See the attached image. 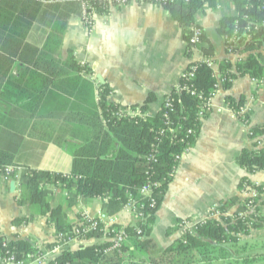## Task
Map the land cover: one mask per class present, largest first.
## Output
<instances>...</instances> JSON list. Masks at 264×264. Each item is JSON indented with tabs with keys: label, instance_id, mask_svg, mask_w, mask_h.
Returning a JSON list of instances; mask_svg holds the SVG:
<instances>
[{
	"label": "trees",
	"instance_id": "16d2710c",
	"mask_svg": "<svg viewBox=\"0 0 264 264\" xmlns=\"http://www.w3.org/2000/svg\"><path fill=\"white\" fill-rule=\"evenodd\" d=\"M232 4L237 14L223 18L218 33L224 38L225 52L237 54L238 61L233 66L229 62L222 63L219 66L220 77L217 78L211 65L207 64L212 63L213 51L204 48L202 53L207 61L189 65L195 67L193 77L180 79L178 87L165 97L156 115H144L148 105L155 100L149 95L139 107L140 115L129 116L123 113L126 107L108 101L111 95L108 85H99L96 97L92 82L84 78L92 74L91 70L75 59L72 50H67L64 60L59 61L58 51L66 28L63 19L50 25L41 49L24 45L32 25L30 15L39 13L42 16L44 11L56 10L59 4L42 8L41 4L32 0H0V28L8 37L20 41L27 58L33 59L34 70H26L25 73L33 83L25 84V89L31 88L38 96L22 97V109L32 112L38 106L42 113L38 118L42 119L54 115V119L65 126L72 139V142L65 140V131L49 138L70 152L72 163L67 174L22 168L17 178L12 156L0 151V176H3L6 168L13 170L9 179L18 186L17 204L26 206L30 211L29 216L14 222L26 224L35 217H42L46 219V225L53 228L55 237L78 229L82 233L79 237L82 240H95L91 245L62 249L49 258L48 264H147L136 260L135 255L149 252L155 247L151 239L155 215L182 155L194 146L200 134L217 86L220 83L221 88L227 91L233 81L244 77L257 84L264 81V0H232ZM203 7L204 3L200 0L165 7L182 28L187 52L198 46L190 43L191 28H198L194 17ZM107 8H97L95 13H106ZM244 16L247 20H243ZM51 70L53 75L59 76L52 83L46 79L51 75ZM49 85H52V91H49L51 97L47 102L52 101L51 111L39 106ZM244 102L242 97L238 100L226 97L228 107L242 123L248 122L249 118L246 113L239 114ZM24 115L22 118L26 120L28 117ZM22 124V130L17 132L23 135L29 122L23 121ZM248 137L251 147L240 152L235 164L246 174L263 172L264 124L248 129ZM177 156L180 157L178 160ZM145 185L150 186L148 194L141 193ZM245 186L255 190V201L232 198L221 202L217 206L218 218H207L195 224L191 231L181 232L180 237L164 249L159 260L148 264H212L220 258L223 245L233 244L241 236H248L251 230L260 228L264 219L257 206L264 207V185H253L245 176L239 181L238 191L243 192ZM53 188L65 193L67 209L75 207L80 200H102L103 218L115 216L132 202L137 222L131 226H107L101 217H97L92 219L96 222L95 229L84 232L86 225H82L81 218L71 223L65 208L53 206ZM236 204L241 206L230 211ZM248 204L254 207L252 213H248ZM242 212L248 214L239 216ZM181 222L177 220L179 226L168 228L166 235L179 230ZM119 232L125 235V243L112 249V240ZM69 236L75 237L72 234ZM57 242L55 240L53 244L45 246L46 252ZM8 258H13V264H21L29 258L43 260L42 251L34 243L7 240L0 236V264Z\"/></svg>",
	"mask_w": 264,
	"mask_h": 264
},
{
	"label": "crops",
	"instance_id": "0c3cea01",
	"mask_svg": "<svg viewBox=\"0 0 264 264\" xmlns=\"http://www.w3.org/2000/svg\"><path fill=\"white\" fill-rule=\"evenodd\" d=\"M236 14L229 0H211L204 5L194 17L195 25L203 34L202 43L187 52L182 28L163 7L152 4L109 6L106 13H96L88 25L82 19L79 5L69 3L58 5L56 10L44 11L42 16L31 14L32 25L24 45L41 49L50 25L63 19L66 28L58 60L63 61L66 51L72 50L75 59L91 70L92 74L84 78L92 82L96 97L98 86L106 84L111 89L108 98L111 103L139 108L152 95L155 100L148 105L144 115L154 116L161 110L165 97L178 87L182 72L191 63L206 59L202 53L204 48L213 51L211 68L217 78L222 63L229 62L233 66L238 61L237 54L225 52L224 38L218 33L220 21ZM22 51V43L8 37L0 28V151L12 156L17 178L22 168L67 174L72 163L70 152L49 139L65 131V140L72 142L65 126L54 119V115L38 118L42 114L38 106L32 112L22 109V97L38 96L31 88L25 89V84L33 83L32 78L25 75L26 70L34 69L33 59L27 58L25 50ZM52 72L46 76L51 83L54 78L59 79ZM51 86L46 87L45 96L39 103L49 111L53 108L52 101L47 102L51 97ZM226 97L244 98L242 110L249 116L247 126L228 107ZM208 109L200 134L194 146L182 155L155 215L151 233L155 247L149 252H141L147 264L159 260L164 249L180 237V230L166 235L168 228L179 226L177 220L203 217L212 207L232 198L241 201L244 196L237 186L245 176L253 185H264V171L246 174L235 164L240 152L251 147L248 129L264 124V81L257 84L247 77L237 78L227 91L219 83ZM23 114L28 117L26 120L22 118ZM27 120L28 129L22 135L17 131L22 130V123ZM17 197L16 182L5 181L0 176V236L7 240L29 241L42 253H47L45 246L55 242L53 228L48 227L42 217H35L26 224L15 223L16 219L30 214L26 206L17 204ZM52 197L54 207H66L63 191L53 188ZM102 204L100 199L80 200L75 207L65 208V211L71 223H76L86 212L94 218L101 217L107 226L135 224V217L126 209L103 219ZM93 243L95 240H80L70 248ZM222 249L220 258L212 264H264V221L260 228ZM48 260L29 258L21 264H48Z\"/></svg>",
	"mask_w": 264,
	"mask_h": 264
},
{
	"label": "built area",
	"instance_id": "2783aa9c",
	"mask_svg": "<svg viewBox=\"0 0 264 264\" xmlns=\"http://www.w3.org/2000/svg\"><path fill=\"white\" fill-rule=\"evenodd\" d=\"M36 3L41 4L42 6H49V5H63V4H69V3H76L79 5L80 11H81V16L84 22H86L88 25H91V22L93 20V16L96 14V9L100 8H106V7H111V6H117V7H123V6H127V5H131V4H152L155 6H159V7H167L169 4H173V3H189L191 0H32ZM210 0H200V2L204 3V5H207L209 3ZM232 2V0H229ZM245 1H250V0H245ZM259 1V0H258ZM243 20H247L246 17H243ZM192 31V38L190 40V43L192 45H201L202 40H201V35H202V31L199 28H191ZM202 61H207V60H202ZM208 65H211L210 62H207ZM194 66H188L186 68L185 71L182 72L181 74V79H188V78H192L193 77V73L192 71L194 70ZM191 95L193 96V93H191ZM124 114H127L129 116H139L140 115V110L139 108H135V109H131V108H127L124 112ZM240 114H244V111L241 109L240 110ZM243 124L245 126H247V122H243ZM180 157H176V159L178 160ZM12 169L11 168H6L4 170L3 173V180L8 181L9 180V176L12 173ZM150 191V186L149 185H145L142 189H141V193L143 194H148ZM245 194L247 193V198H250L251 200H256L257 199V194L255 192V190H253L252 188L245 186V190L243 191ZM215 208L216 213L219 215V213L217 212V207H212ZM252 205L248 204L247 205V210L251 209ZM127 210H131V212L135 213L136 209L133 206V203H129L126 206ZM214 212V211H212ZM242 216V215H240ZM93 218H87V217H81V221H82V225H86L84 228V232H89L91 230L95 229L96 226V222H94L92 220ZM190 220H188L187 222H189ZM194 227V226H193ZM75 235V237H70L69 235ZM70 234H63L60 233L58 234V236L55 237V240H57L58 242L53 246V248L47 252V253H42V259L45 260L46 258H48L47 256L52 254L53 256H55L57 253H59L62 249H66L69 248L71 244H73L74 242L80 241L82 240L80 237V235L82 234L81 231H79L78 229H75L73 233ZM125 235L122 232H119L117 234V236L115 238H113V246L111 247L112 249L117 248L119 245L122 244L123 241H125ZM51 256V257H53ZM49 257V258H51ZM37 260H41V259H37ZM41 260V261H43ZM2 264H13V258H8V259H3L2 260ZM15 264V263H14Z\"/></svg>",
	"mask_w": 264,
	"mask_h": 264
},
{
	"label": "rangeland",
	"instance_id": "374dc122",
	"mask_svg": "<svg viewBox=\"0 0 264 264\" xmlns=\"http://www.w3.org/2000/svg\"><path fill=\"white\" fill-rule=\"evenodd\" d=\"M240 114V113H239ZM241 194H243V196H244V198H247V193L245 194L244 192H240ZM243 198V199H244ZM238 206H241V204L239 205V204H236V205H234L233 206V208L230 210V211H232V210H235L236 208H238ZM215 207H217V206H215ZM258 207V209L262 212V215H263V212H264V207L263 206H257ZM253 208L254 207H252L251 209H248L249 211H248V213L249 212H253ZM124 209H126V208H124ZM127 210V209H126ZM216 209L215 208H211L203 217H200V218H197V217H189L188 219H190V221L189 222H187L186 221V219L187 218H185V219H182V221L183 222H181L182 223V225H180L181 227L179 228V230H180V232H184V231H191L192 230V228H193V226L195 225V224H197V223H200V221H204V220H206L207 218H218L219 217V215L216 213V211H215ZM129 211V210H128ZM212 211H214V212H212ZM129 212H131V210L129 211ZM248 213H240L239 214V216L240 215H246V214H248ZM131 214L135 217V213H133V212H131ZM82 217H87V218H94L93 216H89L88 214H86V212L84 213V214H82ZM106 218V217H105ZM104 219V218H103ZM136 220V219H135ZM136 222H137V220H136ZM135 222V223H136ZM256 223H257V221H256ZM254 224V223H253ZM108 225H113V224H108ZM254 230V229H253ZM252 231V230H251ZM125 239H126V237H125ZM122 243H125V241H123ZM224 246V245H223ZM51 256H53L52 254H50V255H48L47 257L49 258V257H51ZM143 257L144 256H142V253H140V252H138L137 253V255H135V258H136V260H142V261H144V259H143ZM147 262V261H146Z\"/></svg>",
	"mask_w": 264,
	"mask_h": 264
},
{
	"label": "water",
	"instance_id": "95a60500",
	"mask_svg": "<svg viewBox=\"0 0 264 264\" xmlns=\"http://www.w3.org/2000/svg\"><path fill=\"white\" fill-rule=\"evenodd\" d=\"M11 186L14 187V183L13 182L11 183Z\"/></svg>",
	"mask_w": 264,
	"mask_h": 264
}]
</instances>
